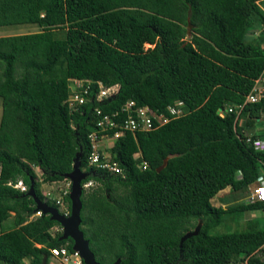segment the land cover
Here are the masks:
<instances>
[{"label":"trees","instance_id":"trees-1","mask_svg":"<svg viewBox=\"0 0 264 264\" xmlns=\"http://www.w3.org/2000/svg\"><path fill=\"white\" fill-rule=\"evenodd\" d=\"M263 2L0 0V27L39 28L0 36V223L11 218L0 229V264H55L51 249L72 251L71 239L51 232L56 221L31 217L26 192L32 181L37 198L58 208L33 167L41 181H68L76 153L87 172L81 185L95 184L82 188L79 229L99 264H264V227L209 233L224 213L264 211V200L242 201L264 179V134L250 136L262 141L257 148L240 124L264 113V98L238 115L216 114L240 103L264 67V33L248 32H264ZM72 78L90 81L75 108L66 103ZM97 81L117 92L96 101ZM127 100L167 116L178 103L183 112L114 139L107 151L120 173L87 166L94 108L111 113ZM18 180L26 191L13 187ZM225 187L236 204L213 205ZM63 199L69 210L68 193Z\"/></svg>","mask_w":264,"mask_h":264},{"label":"built area","instance_id":"built-area-1","mask_svg":"<svg viewBox=\"0 0 264 264\" xmlns=\"http://www.w3.org/2000/svg\"><path fill=\"white\" fill-rule=\"evenodd\" d=\"M264 1V0H259ZM97 84V92L94 95L96 101H100L104 98L110 97L117 92L118 85L112 84L104 86L99 81ZM90 96V81L86 79L72 78L69 80V92L66 98V103L69 108H75L77 105L85 102L87 97ZM264 98V67L259 75L252 79V84L248 92L244 95L243 100L237 104H225L223 108H217L216 114L223 117L226 114L234 113L238 115L245 104L254 103ZM168 116L162 113H156L147 106H137L133 100L125 101L121 107L111 113H103L98 107L93 110L95 121V129L88 133L87 138L90 142V152L87 156V166L94 168L105 169L111 173H120L121 169L116 161H112L107 151L112 145V142L108 146H101L102 143L108 142V140H114L117 137L123 135L126 132L131 134L136 131H147L154 126H159L166 123L169 119L178 117L182 114V109L176 103L175 106L167 107ZM124 115V116H123ZM155 121L156 125L153 123ZM113 129L111 135L107 133L108 130ZM97 131L99 134H97ZM244 138L245 143L252 144L257 148H262L263 144L261 140H250V137L246 134ZM104 141V142H102ZM145 163H141L140 167L144 168ZM87 182L86 184H88ZM85 184V185H86ZM69 186V183H68ZM84 186V184H83ZM14 188L19 191H26V187L20 180L16 181L13 185ZM67 190L63 191V194H67ZM248 201H263L264 200V179L258 186L254 187L247 196ZM56 204L60 205L58 200H54ZM39 215V211L35 212ZM63 215H67V209H63L60 212ZM51 258L57 261L58 264H66L68 261L70 264H82L81 258L77 251H68L65 246L54 248L50 250ZM238 264H247L246 260L238 262Z\"/></svg>","mask_w":264,"mask_h":264},{"label":"rangeland","instance_id":"rangeland-1","mask_svg":"<svg viewBox=\"0 0 264 264\" xmlns=\"http://www.w3.org/2000/svg\"><path fill=\"white\" fill-rule=\"evenodd\" d=\"M264 3V2H263ZM39 28L32 24H16V25H8V26H1L0 27V36L3 35H13V34H22V33H31L34 31H38ZM264 30V29H263ZM62 31L57 30V35H60ZM248 32L250 33L249 37L252 36L255 37H261L264 32H261L259 28L256 27H249ZM252 39V38H251ZM148 44H144V47H148ZM0 111H1V102H0ZM240 124L243 125V132L247 136H251L252 134L260 133L264 134V113H261L259 115V118L256 120H253L252 118H241ZM104 142V141H102ZM112 140H108V142H104L101 144V146H108ZM108 149V148H106ZM33 170L35 171L36 168L33 167ZM36 177L39 180L40 186L41 183L44 184L48 189L46 188H40L42 194L47 198L51 200H58L60 202V205H58V211L63 212V209L66 208V202L64 201V196L66 194H63V191L69 192V186L68 181L61 180L58 182H54L52 185V182L48 181H41L40 180V171L36 170ZM86 184V183H85ZM84 186L82 185V188L87 189L89 187V190L95 187V184L92 182L86 184ZM250 192H248L249 194ZM247 194V196H248ZM247 196L242 201H248ZM237 200L236 197H232L230 193V187H225L224 189L220 190L216 193V195L213 196L211 199V203L215 206L226 207L229 205L236 204ZM68 213L69 210L67 209ZM37 214L34 212L31 217L36 216ZM254 215V216H252ZM254 221V222H253ZM253 222V223H252ZM11 224V218L9 217L5 221L0 223V229H3L8 227ZM248 224H252V226L257 227H264V211H256V212H250V211H244L242 213L234 212V213H224L223 220L220 224L217 226L211 227L209 230L210 234H219V233H227L232 231H240L247 227ZM61 231V229L58 226H54L51 228V232L53 231ZM264 258V255H263ZM52 259V258H51ZM55 261V260H54ZM55 264H58L57 261H55ZM70 262L68 261V263Z\"/></svg>","mask_w":264,"mask_h":264},{"label":"water","instance_id":"water-1","mask_svg":"<svg viewBox=\"0 0 264 264\" xmlns=\"http://www.w3.org/2000/svg\"><path fill=\"white\" fill-rule=\"evenodd\" d=\"M190 24L187 26L186 33L189 34ZM79 154L76 153L73 158V163L71 170L64 174V179H67L69 182V213L67 215H63L58 211L57 207H53L47 204L45 201L37 198L33 191V182L30 181L28 190L26 194L30 196L34 202V211H39L40 214H47L49 219L56 221L60 225L61 234L59 236V240L69 238L72 241L71 248L77 251L79 257L83 264H99L93 256V253L90 251L88 247L87 240L83 237L81 230L79 229L80 224V209H81V191L82 185L81 180H83L87 172L83 171L79 167ZM166 159L164 158L162 163L155 169L159 171L166 163ZM192 233H195V230L192 232H186L183 237H186ZM119 258H117L111 264H118ZM40 264H45V257L42 258Z\"/></svg>","mask_w":264,"mask_h":264},{"label":"crops","instance_id":"crops-1","mask_svg":"<svg viewBox=\"0 0 264 264\" xmlns=\"http://www.w3.org/2000/svg\"><path fill=\"white\" fill-rule=\"evenodd\" d=\"M36 168V167H35ZM36 170H38L37 168H36ZM36 170H35V173H36ZM58 182V181H57ZM54 184V182H52V185ZM50 185H48V187H49ZM48 187H46L44 184H42L41 183V186H40V188H46V189H48ZM222 206V205H221ZM242 212H244V211H240V212H238V213H242ZM250 212H256V211H250ZM252 216H254V215H252Z\"/></svg>","mask_w":264,"mask_h":264}]
</instances>
